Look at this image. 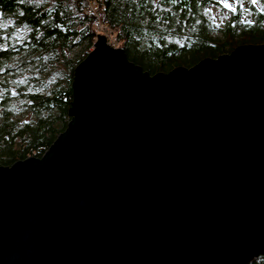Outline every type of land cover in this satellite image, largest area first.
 Returning <instances> with one entry per match:
<instances>
[{
    "label": "water",
    "instance_id": "1",
    "mask_svg": "<svg viewBox=\"0 0 264 264\" xmlns=\"http://www.w3.org/2000/svg\"><path fill=\"white\" fill-rule=\"evenodd\" d=\"M46 153L0 164V264L264 254V42L154 74L99 34Z\"/></svg>",
    "mask_w": 264,
    "mask_h": 264
},
{
    "label": "trees",
    "instance_id": "2",
    "mask_svg": "<svg viewBox=\"0 0 264 264\" xmlns=\"http://www.w3.org/2000/svg\"><path fill=\"white\" fill-rule=\"evenodd\" d=\"M89 1L154 74L264 42V0H0V164L42 157L67 128L73 70L98 36ZM213 6L230 17L217 23ZM250 12L255 20L242 25ZM248 264H264V254Z\"/></svg>",
    "mask_w": 264,
    "mask_h": 264
},
{
    "label": "rangeland",
    "instance_id": "3",
    "mask_svg": "<svg viewBox=\"0 0 264 264\" xmlns=\"http://www.w3.org/2000/svg\"><path fill=\"white\" fill-rule=\"evenodd\" d=\"M229 1H231V0H229ZM210 12H212L211 14H213V16L216 19V22L217 23L223 22L224 19L226 17H228V16L230 17V13H228V11H224L225 18L224 17H221V14L218 13L217 8L215 6L212 7V9L210 10ZM101 17H103V15H101ZM250 20L251 21L255 20V14H254V12H250L249 14L248 13H245L244 14V17H243V21H241V24L244 25V26H246L248 23L251 22ZM244 26H241L239 29L242 30ZM95 31H97V27H96V30ZM97 33L98 34L101 33V35L106 36L108 38L107 42L113 44L115 47H122V44L120 45V43L117 42L118 34L115 33L114 31H112L111 29H102L101 32L97 31ZM94 47H95V45H94ZM27 118H29V117H27Z\"/></svg>",
    "mask_w": 264,
    "mask_h": 264
},
{
    "label": "built area",
    "instance_id": "4",
    "mask_svg": "<svg viewBox=\"0 0 264 264\" xmlns=\"http://www.w3.org/2000/svg\"><path fill=\"white\" fill-rule=\"evenodd\" d=\"M88 13L95 15L98 19H97V31L101 32L102 29H111L112 31L116 32V29H113V27H111L109 25V23L107 24L104 20L103 17H101V15H103V12L98 10V6L96 5V3L94 4L92 1H89V5H88Z\"/></svg>",
    "mask_w": 264,
    "mask_h": 264
},
{
    "label": "snow or ice",
    "instance_id": "5",
    "mask_svg": "<svg viewBox=\"0 0 264 264\" xmlns=\"http://www.w3.org/2000/svg\"><path fill=\"white\" fill-rule=\"evenodd\" d=\"M256 2H257V0H252V3H253V4H255ZM224 7H225V8H230L232 11H235V9H232L231 5H229V4H227V3L224 5Z\"/></svg>",
    "mask_w": 264,
    "mask_h": 264
},
{
    "label": "clouds",
    "instance_id": "6",
    "mask_svg": "<svg viewBox=\"0 0 264 264\" xmlns=\"http://www.w3.org/2000/svg\"><path fill=\"white\" fill-rule=\"evenodd\" d=\"M99 34H101V33H99ZM99 34H98V35H99ZM97 38H98V36H97ZM95 41H96V40H95ZM94 48H95V47H94Z\"/></svg>",
    "mask_w": 264,
    "mask_h": 264
}]
</instances>
